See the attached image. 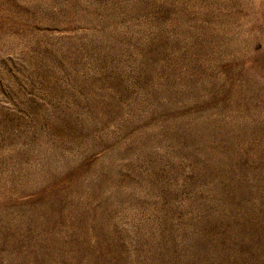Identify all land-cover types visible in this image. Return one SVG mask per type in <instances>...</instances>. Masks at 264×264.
<instances>
[{
    "label": "rangeland",
    "instance_id": "obj_1",
    "mask_svg": "<svg viewBox=\"0 0 264 264\" xmlns=\"http://www.w3.org/2000/svg\"><path fill=\"white\" fill-rule=\"evenodd\" d=\"M0 264H264V0H0Z\"/></svg>",
    "mask_w": 264,
    "mask_h": 264
}]
</instances>
